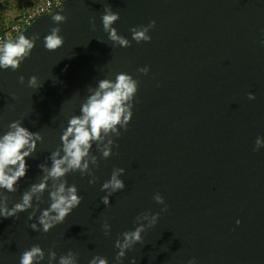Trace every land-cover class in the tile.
Segmentation results:
<instances>
[{
	"label": "water",
	"instance_id": "95a60500",
	"mask_svg": "<svg viewBox=\"0 0 264 264\" xmlns=\"http://www.w3.org/2000/svg\"><path fill=\"white\" fill-rule=\"evenodd\" d=\"M55 28L63 43L48 50ZM21 35L34 46L15 70L0 66V140L14 123L38 135L21 150L35 143L15 191L0 187V264H21L33 247L43 255L32 264H264V0H66L11 43ZM120 74L136 88L121 122L89 141L83 171L49 176L70 120ZM114 172L124 183L115 192L103 188ZM41 183L30 207L4 215ZM61 184L81 203L63 221L49 211L45 231Z\"/></svg>",
	"mask_w": 264,
	"mask_h": 264
},
{
	"label": "clouds",
	"instance_id": "9594fccd",
	"mask_svg": "<svg viewBox=\"0 0 264 264\" xmlns=\"http://www.w3.org/2000/svg\"><path fill=\"white\" fill-rule=\"evenodd\" d=\"M117 18L116 15H105L103 17L105 29H108ZM64 19L65 17L60 15L53 16V20L56 22H60ZM59 31L58 28L52 29V34L46 37L45 47L48 50H55L62 45L63 38L57 35ZM111 38L113 40H118L122 45H128V41L116 36L115 29H112ZM133 38L137 41L150 39L145 36L144 32L135 31ZM34 39L35 38L29 40L21 35L17 43H6L2 49L3 55L0 56V66L5 68L11 66V68L15 70L19 64V61L15 58L27 55L28 51L34 46ZM20 79L22 81L23 77ZM35 81L36 78L32 77L30 84H35ZM99 89L100 90L96 91L95 94L89 98L88 103L82 107V112L84 114L83 118L73 117L70 120L69 127L62 137V140L64 141L65 156L61 159H55L59 154H53V165L48 173L52 178L62 177L70 169H81L83 171V169L87 167V164L85 163L82 168L81 161L88 155V149L91 147L89 141L93 139L99 140L101 130L105 132L115 130V125L121 122V117L125 112V108L123 107L124 101L128 100L136 90L135 82L125 74L118 75L115 84H112L107 80L101 81ZM254 98V95L250 93L249 99ZM130 116L131 113L124 116L125 123L130 119ZM12 127L15 128V132H9L3 136L2 140H0V187H4L9 191H15L13 185L19 178L25 175L27 168L25 157L30 155V152L34 150L35 143H31L28 151L22 152L21 150L26 146H29L30 139L33 135H38L30 133L27 129L20 127L19 123H14ZM70 136H72L73 139L69 141L68 138ZM260 143V138H257L256 144L259 145ZM104 155L108 156L109 150H106ZM17 164H19V167L9 175L6 172V168H8L9 165ZM64 164H67V167H62ZM118 171L122 172L123 169ZM117 175L118 173L114 172L112 179L105 183L103 188H111L113 192L123 189L124 183L117 179ZM45 186L46 185L43 183L33 185L32 192L24 194L23 203L17 204L12 211L4 209V215L12 216L15 215L17 211H23L25 207H30L32 193L42 192ZM63 193H65V186L61 184L57 192L51 194L54 201L51 205V209L46 210L40 219L41 224L44 225L45 231H48L49 228L52 227V224L46 219L49 217V211L57 213L53 219L56 221H63L72 209L81 203V198L76 195L75 186L67 189V195H64ZM154 199L158 203H163L159 194H157ZM104 203H108L107 197H104ZM33 227H35V225H33ZM141 230L142 228L137 229L132 233H125V244L123 247H127L129 241H139ZM117 246L120 247L119 242L117 243ZM37 255H40L42 258L43 254L38 247H33L31 251H27L23 254L21 264H32L33 258ZM120 255H123V251ZM60 264H71L70 258L62 257ZM92 264H96V261L93 260ZM99 264H106V261L101 259L99 260ZM189 264H194V261H190Z\"/></svg>",
	"mask_w": 264,
	"mask_h": 264
},
{
	"label": "built area",
	"instance_id": "2783aa9c",
	"mask_svg": "<svg viewBox=\"0 0 264 264\" xmlns=\"http://www.w3.org/2000/svg\"><path fill=\"white\" fill-rule=\"evenodd\" d=\"M66 0H29L27 9L0 33V51L42 16L62 9Z\"/></svg>",
	"mask_w": 264,
	"mask_h": 264
},
{
	"label": "rangeland",
	"instance_id": "374dc122",
	"mask_svg": "<svg viewBox=\"0 0 264 264\" xmlns=\"http://www.w3.org/2000/svg\"><path fill=\"white\" fill-rule=\"evenodd\" d=\"M22 0H0V30L13 22L19 15L18 2Z\"/></svg>",
	"mask_w": 264,
	"mask_h": 264
},
{
	"label": "crops",
	"instance_id": "0c3cea01",
	"mask_svg": "<svg viewBox=\"0 0 264 264\" xmlns=\"http://www.w3.org/2000/svg\"><path fill=\"white\" fill-rule=\"evenodd\" d=\"M29 4V0H22L18 2V11L20 12V15L27 9Z\"/></svg>",
	"mask_w": 264,
	"mask_h": 264
},
{
	"label": "trees",
	"instance_id": "16d2710c",
	"mask_svg": "<svg viewBox=\"0 0 264 264\" xmlns=\"http://www.w3.org/2000/svg\"><path fill=\"white\" fill-rule=\"evenodd\" d=\"M13 22H14V21H13ZM13 22H11L9 25H11ZM7 26H8V25H7ZM7 26H6V27H7ZM6 27H5V28H6ZM5 28H3L2 30H0V33H2L3 30H4Z\"/></svg>",
	"mask_w": 264,
	"mask_h": 264
}]
</instances>
